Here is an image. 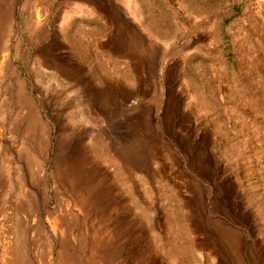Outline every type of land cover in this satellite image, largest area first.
<instances>
[{
  "label": "rangeland",
  "instance_id": "374dc122",
  "mask_svg": "<svg viewBox=\"0 0 264 264\" xmlns=\"http://www.w3.org/2000/svg\"><path fill=\"white\" fill-rule=\"evenodd\" d=\"M140 263L264 264V0H0V264Z\"/></svg>",
  "mask_w": 264,
  "mask_h": 264
},
{
  "label": "bare ground",
  "instance_id": "6f19581e",
  "mask_svg": "<svg viewBox=\"0 0 264 264\" xmlns=\"http://www.w3.org/2000/svg\"><path fill=\"white\" fill-rule=\"evenodd\" d=\"M74 177V176H73ZM74 179V178H73ZM103 236H104V234H103ZM107 238V237H106ZM106 243H107V241H106ZM115 257V256H114ZM116 258V257H115ZM113 259V258H112ZM142 261V260H141ZM138 262V261H137ZM140 264H142V263H140Z\"/></svg>",
  "mask_w": 264,
  "mask_h": 264
}]
</instances>
